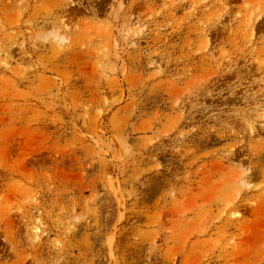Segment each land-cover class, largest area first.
<instances>
[{"label":"rangeland","instance_id":"rangeland-1","mask_svg":"<svg viewBox=\"0 0 264 264\" xmlns=\"http://www.w3.org/2000/svg\"><path fill=\"white\" fill-rule=\"evenodd\" d=\"M264 0H0V264H264Z\"/></svg>","mask_w":264,"mask_h":264},{"label":"bare ground","instance_id":"bare-ground-1","mask_svg":"<svg viewBox=\"0 0 264 264\" xmlns=\"http://www.w3.org/2000/svg\"><path fill=\"white\" fill-rule=\"evenodd\" d=\"M262 118H263V121H264V114H263V117Z\"/></svg>","mask_w":264,"mask_h":264}]
</instances>
